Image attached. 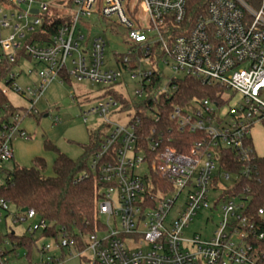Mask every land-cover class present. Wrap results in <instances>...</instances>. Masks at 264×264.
Returning a JSON list of instances; mask_svg holds the SVG:
<instances>
[{
	"label": "built area",
	"instance_id": "built-area-1",
	"mask_svg": "<svg viewBox=\"0 0 264 264\" xmlns=\"http://www.w3.org/2000/svg\"><path fill=\"white\" fill-rule=\"evenodd\" d=\"M187 4L188 0H69L55 6L64 21L54 29L48 18L55 10L46 0L0 4L3 95L5 86L28 95L35 106L48 85L63 84L66 77L108 90L104 103L84 113L85 122L92 114L104 117L109 130L89 161L88 173L101 186L99 223L94 233L79 238L52 236L60 256L50 255L51 246L43 245L39 264L60 262L65 250L77 251L80 257L88 252V264H264V206L252 211L250 197L235 191L240 173L246 174L249 167L236 172L220 163V150L232 151L246 163L259 156L251 132L264 124V0H208L205 12L194 19ZM95 15L109 29L126 30L127 52L115 54L112 62L105 57L104 36L89 38L90 32L85 33L93 26L87 21ZM23 62L42 67L38 84L26 91L16 84L22 69L14 71ZM160 65L222 90L216 94L218 100L169 109L182 78H170L162 88ZM126 77L137 80L133 98L125 94ZM113 88L130 100L129 107L115 98ZM237 95L241 98L232 103ZM25 113L4 119L5 109L0 107V172L14 160L13 141L28 138L22 128ZM110 115L130 119L117 123ZM172 129L203 138L182 154L169 143ZM232 176L236 180L229 188L224 182ZM7 204L0 200V208L8 213ZM205 211L220 216L215 230L209 237L194 233L185 238V230ZM101 217L112 219L114 227L102 224ZM28 219L38 222L27 234L49 228L33 210L15 222ZM0 251V264H16L1 247Z\"/></svg>",
	"mask_w": 264,
	"mask_h": 264
},
{
	"label": "trees",
	"instance_id": "trees-1",
	"mask_svg": "<svg viewBox=\"0 0 264 264\" xmlns=\"http://www.w3.org/2000/svg\"><path fill=\"white\" fill-rule=\"evenodd\" d=\"M5 0H0V4ZM208 0H188L187 10L191 19L203 14L207 7ZM53 29L63 23L56 9L53 16H49ZM52 29V30H53ZM51 32V31H50ZM70 83L71 79L66 77ZM177 91L169 101V109L175 106H187L191 102H200L205 99L217 101V92L222 90L203 85L193 78L184 77L177 82ZM157 85L153 81L152 87ZM111 93L120 100L124 106H130V100L117 91L115 88ZM0 107L5 109L4 119L20 109L13 107L6 95L0 92ZM26 116L38 118L39 113L30 111ZM165 123L171 127L173 125L168 118ZM203 134H191L189 132L180 133L171 130L170 145L177 149L179 153L187 154L189 148L196 140H201ZM103 143L101 130L89 133V143L82 145L84 154L78 160H74L62 153L49 141H45L44 147L48 151L56 154L53 164V175H46L47 162L42 157H36L32 166L13 164L11 169L4 168L0 172L3 183L0 184V200L10 203L16 213L13 217L24 215L22 210L27 208L33 210L35 214L49 224L47 231L41 233V237L51 238L65 233L72 237L79 238L80 235H87L95 232V224L99 223L97 218V205L101 197V186L96 176L89 172L90 159L101 149ZM221 166L227 170L240 172L244 165L249 169L246 174H241L235 184V191L244 194L249 198L252 211L264 206V157L255 156L248 163L241 160L234 152L220 150ZM8 214H10L8 212ZM8 216V215H6ZM5 238L9 239L11 249L3 248ZM37 239L35 233L16 235L14 232L3 236L0 233V247L5 255L12 254L16 259L20 249H25L26 258L29 259L31 252L36 247ZM1 255V251H0Z\"/></svg>",
	"mask_w": 264,
	"mask_h": 264
},
{
	"label": "rangeland",
	"instance_id": "rangeland-1",
	"mask_svg": "<svg viewBox=\"0 0 264 264\" xmlns=\"http://www.w3.org/2000/svg\"><path fill=\"white\" fill-rule=\"evenodd\" d=\"M53 5L52 10H59L57 6L60 3H66L69 0H46ZM141 9V5H139ZM22 9L26 5L21 6ZM143 23H145L146 18L142 16ZM92 27L87 34L89 38L97 35H103L106 42V52L105 57L107 61L112 62L114 60L115 54H124L127 52L126 30L123 27H118L115 29L107 28V23L98 20V16H93L87 21ZM4 31V30H3ZM6 34V31H4ZM160 68L164 74V80L162 82V88H165L168 79L170 78H182L183 74L181 72L175 71L171 66L160 65ZM22 69V73L16 78V84L23 90L26 91L27 87L34 88L38 82V72L42 69L41 66H36L30 62H23L21 67L16 68L14 71L17 73ZM6 90V95L9 103L22 111L24 114L26 111H31L34 108L35 112H38V118H33L25 116L22 121V125L28 133V138H17L13 141V151L14 160L7 162L5 168L11 169L14 163L23 166H32L33 160L36 157H42L47 162L46 175H53V164L56 158V154L52 151H48L44 147L45 141H49L54 146H56L62 153L66 154L74 160H78L84 154V148L82 145L89 143V133L101 130L102 134L107 133L109 130L104 127L106 119L99 116L98 114L89 115L87 121H84V113L95 108L107 99L105 94L108 90L104 85H97L90 81L78 82L77 80H71L70 83L64 82L61 84L60 81H55L53 84L48 85L46 88L45 95L35 104L30 101L28 95H21L12 89H8L3 86ZM119 88V87H115ZM125 94L129 98H133L135 95V90L138 88L137 80L125 78ZM241 97L237 95L232 103L237 102ZM264 98V97H263ZM117 109H111V112ZM48 114L47 117L45 115ZM56 117L58 120H56ZM110 121L123 123L130 119L129 115H124L121 117H114V115L109 116ZM252 139L254 148L259 156L264 157V124L256 125L252 132ZM236 177L232 176L229 181L224 182L225 186L232 187L235 183ZM3 183V178L0 176V184ZM184 195H181L183 199ZM115 203H117V197L115 194L112 195ZM8 214L6 211L0 208L1 221H0V233L3 236L8 235L10 232H14L16 235L20 236L26 233V230L33 223H37V219H28L24 222L17 223L12 213H16L15 208L8 203ZM8 215V216H6ZM175 213H172V217ZM101 223L108 225L109 228L114 227V222L112 219L107 217H101ZM220 222V216L216 212L205 211L200 213L193 222L190 224L189 228L185 230V238L191 239L194 233H199L202 236L209 237L215 230V224ZM35 238L37 239L36 247L33 248L29 259L26 258L25 249H20V258L16 259L12 254L9 255L11 260L16 264H39L42 260V255L38 250L41 249L43 245H50V255L57 254L60 256V250L57 248V243L55 238H44L41 237V232L35 233ZM3 248L11 249L9 245V239L5 238V243L2 244ZM79 252L74 250H65L64 256L60 262L54 264H88L84 259L89 258L90 254L88 252L80 257Z\"/></svg>",
	"mask_w": 264,
	"mask_h": 264
},
{
	"label": "water",
	"instance_id": "water-1",
	"mask_svg": "<svg viewBox=\"0 0 264 264\" xmlns=\"http://www.w3.org/2000/svg\"><path fill=\"white\" fill-rule=\"evenodd\" d=\"M33 13H37V10H33ZM48 115H45V117H47ZM28 211L27 208L23 209L22 210V213H26Z\"/></svg>",
	"mask_w": 264,
	"mask_h": 264
},
{
	"label": "crops",
	"instance_id": "crops-1",
	"mask_svg": "<svg viewBox=\"0 0 264 264\" xmlns=\"http://www.w3.org/2000/svg\"><path fill=\"white\" fill-rule=\"evenodd\" d=\"M51 84H53V83H51ZM45 92H46V91H45ZM44 95H45V93H44ZM42 97H43V96H42ZM42 97H41V98H42ZM41 98H40V99H41ZM40 99H39V100H40ZM39 100H38V101H39ZM38 101H37V102H38ZM46 115H48V114H46ZM22 128L25 129V128L23 127V125H22Z\"/></svg>",
	"mask_w": 264,
	"mask_h": 264
}]
</instances>
